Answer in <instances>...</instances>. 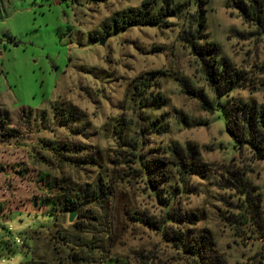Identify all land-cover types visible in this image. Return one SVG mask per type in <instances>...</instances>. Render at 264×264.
Returning <instances> with one entry per match:
<instances>
[{
	"label": "rangeland",
	"instance_id": "obj_1",
	"mask_svg": "<svg viewBox=\"0 0 264 264\" xmlns=\"http://www.w3.org/2000/svg\"><path fill=\"white\" fill-rule=\"evenodd\" d=\"M178 4L185 8L175 9ZM200 8L207 35L199 42L216 45L217 60L246 78L221 101L264 106V34L227 8V0H0V223L10 232L0 225V244L20 252L2 251L0 264H51V236L58 231L62 246L56 242L54 258L60 264L78 243L93 254L88 264L109 257L126 264H196L162 238L164 227H178L169 226L170 206L160 201L169 198L170 184L152 181L138 163L141 155H169L187 145L211 170L182 182L169 168L183 227L206 232L228 264L262 250L258 238L236 237L222 217L237 198L221 186L222 167L245 159L253 169L248 178L264 197V163L250 162L249 149L236 148V128L222 108L206 110L191 92L213 105L219 98L184 38L187 14ZM137 9L141 15L132 13ZM158 92L162 106L154 102ZM120 128L124 141L117 139ZM100 175L111 178L115 195L78 209L72 224L78 222L81 233L70 236L59 185L74 198L72 190L91 189ZM16 238L29 239V254Z\"/></svg>",
	"mask_w": 264,
	"mask_h": 264
},
{
	"label": "trees",
	"instance_id": "obj_2",
	"mask_svg": "<svg viewBox=\"0 0 264 264\" xmlns=\"http://www.w3.org/2000/svg\"><path fill=\"white\" fill-rule=\"evenodd\" d=\"M171 1L172 0H166L167 3H171ZM201 3L204 2L201 1ZM148 5L150 4L146 1L143 3L142 7L148 11L146 7ZM176 8L182 11L185 5L178 4L175 9ZM227 8L238 10L245 23L255 26L256 34H264V0H227ZM175 9L171 11L166 10L165 12L161 10L160 16H170L172 13H175ZM141 12V9L132 10V13L135 14H140ZM204 12L205 10L200 8L195 16L187 14L190 20V26L187 30L183 29L185 30L183 33L185 34L184 38L191 45L193 52L202 58L203 72L206 79L210 82L213 92L216 96H219V98L216 104L213 105L212 102L209 103L206 99H203L202 93H198L197 91L191 92L197 94L196 96L202 99L203 107L206 110L211 109L212 106L222 108L226 116V121L232 122V126L236 128V133L234 135V141L237 144H235L236 148L239 147V150L243 147L248 148L251 152L250 162L254 163L261 161L264 163V106H257L252 102H243L241 100L235 102L234 99H227L224 102L221 101V97L224 96V94L238 88L246 78L242 71L237 70L224 60L222 62L217 60L218 48L216 45L211 44L209 41H204L203 44L199 42V40L204 39V37L201 36L207 35L205 32L206 17L203 14ZM131 22V25H134L135 21ZM143 23L153 24L154 21L145 20ZM220 64H222V66ZM144 78L145 76L140 77V79ZM153 96L156 106H162L163 103H165V98H163L159 92L153 94ZM214 110H216V108ZM116 135L117 139L122 141L128 136L122 128L116 132ZM245 162L247 161L242 158H240L239 161L232 159L227 165L222 167L223 169L220 173L221 186L233 191L237 197L236 202L229 205L230 209L227 211V214L222 215V217L223 220L230 225L236 237L243 239V237L251 236L253 238H258L263 244L262 250L255 256L249 258L247 262L231 264H264V197L259 192L257 185L252 183L248 178V175L253 169ZM138 163L140 165V170L146 176H149L151 180L160 177L166 180L167 184H170L169 188L172 190L170 193L167 192L169 198L166 200L165 198L161 199L157 195L161 202L170 206V212L165 216L168 224H170L169 226H178L176 229L172 228L171 230L164 227L162 238L178 247L179 251L183 252L185 256H189V258L191 257L196 264H228L223 262L221 257L216 253L213 245L214 243L206 232H198L196 228L185 229L183 227L182 224L185 222V219L179 211L175 200V195L178 194L179 189L172 187L173 178L169 175L171 174L169 168H172L173 171L175 170V174L179 176V180L182 182H186L187 178L191 175L205 176L211 170L210 165L201 161L197 148L194 145H187L186 149L175 146L169 155H154L151 158H144L141 155L138 158ZM106 179L100 175L97 182L91 186V189L86 187L84 189H71L74 198L68 196V186L64 185V183L60 184L59 186L62 189V195H60L62 212H67L69 214L71 210H81L84 205L93 201L107 204L115 195L116 187H114L113 181H110L111 178L109 179V177H106ZM194 214L197 215L196 213ZM147 224L153 226L154 223L147 221ZM1 226L9 232L8 227L4 225ZM70 226V236H77L78 238V234L81 233V227L79 228L78 222ZM56 234L61 235V233L58 231V233L51 236V239L55 242V247H53L55 255L58 252L56 247H58V244L61 245ZM25 241L30 243L28 238H16V244L22 243V250H24V252L27 251L26 253L29 254L32 249ZM89 245L93 246L94 244ZM77 246L78 249L73 248L72 251L67 254V260L62 264H88L91 258H94L92 257L93 254L91 251L89 253L85 250L81 251L80 249L83 247L79 245V243ZM9 247L8 242L4 243V246L0 244V257H6V255L2 253V251L4 252L6 249L12 250V256H20L18 248L14 250ZM102 251H104V249H102ZM54 256L51 264H60V261H55ZM102 256L103 253L101 252V257ZM100 264L126 263L123 261L120 262V260L115 257H109L105 260L101 258Z\"/></svg>",
	"mask_w": 264,
	"mask_h": 264
},
{
	"label": "water",
	"instance_id": "obj_3",
	"mask_svg": "<svg viewBox=\"0 0 264 264\" xmlns=\"http://www.w3.org/2000/svg\"><path fill=\"white\" fill-rule=\"evenodd\" d=\"M104 43H105V39H102L100 41V44L104 45ZM76 217H77V211L76 210H71L69 212V214H68V219L67 220H68L69 223L72 224L75 221Z\"/></svg>",
	"mask_w": 264,
	"mask_h": 264
}]
</instances>
